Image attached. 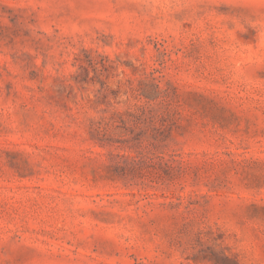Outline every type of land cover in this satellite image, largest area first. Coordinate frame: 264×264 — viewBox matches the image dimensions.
I'll return each instance as SVG.
<instances>
[{
  "label": "rangeland",
  "instance_id": "374dc122",
  "mask_svg": "<svg viewBox=\"0 0 264 264\" xmlns=\"http://www.w3.org/2000/svg\"><path fill=\"white\" fill-rule=\"evenodd\" d=\"M0 264H264V0H0Z\"/></svg>",
  "mask_w": 264,
  "mask_h": 264
}]
</instances>
